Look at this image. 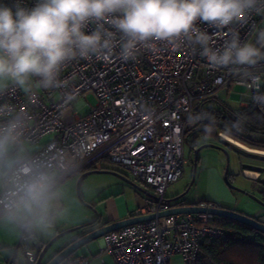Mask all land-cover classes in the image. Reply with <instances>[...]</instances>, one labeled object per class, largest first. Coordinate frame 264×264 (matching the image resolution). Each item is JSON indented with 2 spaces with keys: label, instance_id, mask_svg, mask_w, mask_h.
<instances>
[{
  "label": "built area",
  "instance_id": "2783aa9c",
  "mask_svg": "<svg viewBox=\"0 0 264 264\" xmlns=\"http://www.w3.org/2000/svg\"><path fill=\"white\" fill-rule=\"evenodd\" d=\"M35 2L22 0V6L30 9ZM262 22L264 16L253 14L247 23L235 25L241 42L254 41L253 25L260 26ZM197 26L213 35L215 47L223 45V33H216L217 29L207 22L197 21ZM154 44L155 50L141 48L134 60H122L118 48L109 60L78 58L60 73V79L69 81L68 88L33 87L30 93L16 90L0 98V104H12L28 117L18 149L24 144L37 148L22 161L43 165L63 177L106 160L126 170L134 182L151 186L149 201L132 216L155 217L102 235L104 250L116 264H169L175 255H180L184 264H195L200 244L206 239L224 238L225 231L212 224L215 218L211 214L160 217L158 213L172 206L165 191L183 173L185 132L196 124L189 118L199 114L202 102L222 101L236 85L244 84L231 68L209 67L198 46L184 41ZM260 68H264V62ZM64 92H74L76 98L66 102ZM88 94L95 96L96 104L80 115L78 110L88 104ZM251 96L245 87L241 107L253 102ZM47 135L50 137L41 143ZM219 136L221 142L234 146L228 136ZM18 179L9 170L0 173V215L6 213L5 204ZM20 230L17 247L26 251L27 262L33 264L43 243L22 227ZM65 260L64 264L86 262L81 256Z\"/></svg>",
  "mask_w": 264,
  "mask_h": 264
},
{
  "label": "clouds",
  "instance_id": "9594fccd",
  "mask_svg": "<svg viewBox=\"0 0 264 264\" xmlns=\"http://www.w3.org/2000/svg\"><path fill=\"white\" fill-rule=\"evenodd\" d=\"M253 14L264 16V0H36L30 9L16 0L12 7L0 5V98L16 90L30 93L33 87L68 88L69 81L60 79V73L78 58L109 60L118 48L119 57L128 61L136 59L141 48L155 50L156 41H184L199 47L209 67L231 68L252 92L253 103L264 108V22L253 25L254 41L241 42L234 27ZM197 21L223 33V45L215 47L213 35ZM62 96L69 103L76 98L74 92ZM27 119L14 105L0 104V168L19 177L5 212L32 235L53 227L60 192L51 170L17 156ZM189 120H208L204 132L212 133L214 118L209 114ZM232 129L243 130L239 117ZM10 254L25 264L26 251Z\"/></svg>",
  "mask_w": 264,
  "mask_h": 264
},
{
  "label": "rangeland",
  "instance_id": "374dc122",
  "mask_svg": "<svg viewBox=\"0 0 264 264\" xmlns=\"http://www.w3.org/2000/svg\"><path fill=\"white\" fill-rule=\"evenodd\" d=\"M243 92H245V87L236 85L228 95L223 96L222 102L228 104L231 108L236 109L241 103V93ZM86 100L88 104L78 110L80 115L87 114L90 109V105L93 106L96 104V98L92 94H88L86 96ZM189 130L190 133L188 134V139L185 140L183 146V173L177 181L173 182L167 187L165 192L166 195L169 196L167 202H175L170 199L182 193L189 186L193 178L190 189L182 199L193 201V199H210V197H229L228 195H225V188H227L230 189L233 194L232 206H227L226 203L221 201L216 202L218 205L223 207H232L240 213L258 218L260 221L264 222V217L255 216L258 211H264V206L261 205V202H264V184L260 183V178H264V171L259 173L257 180L247 177L243 172V168H245L244 166L246 165L245 163H249L248 165L256 164L255 166L264 167V158L247 155L237 149L235 145L232 146L225 144L219 139L210 141L209 139L204 140L203 138H198L196 140V147H199V149L197 151V161L194 173V149H192L191 144L194 141V136H198V132H196L197 129L195 128H189ZM49 137L50 135H47L43 138ZM210 143L216 146H204V144ZM97 165H104L114 168L131 179L126 170L120 169L115 164H112L106 160L97 162ZM212 168H215V171H218L217 173L219 177L214 175ZM225 173L227 174L229 182L233 186L244 190V192L235 189L232 190L224 180ZM79 176L80 174L78 172L72 174V184L75 195L78 201L89 209L91 206H89V204L83 199V195L86 194V191L88 193L94 194L100 189V187L108 185L113 187L115 191H118L119 197H122L123 201L130 202L132 200L133 188L113 174L91 173L83 177L78 184ZM135 183L140 185L146 192L151 193L150 185L143 186L140 183ZM78 192L80 198L78 197ZM169 264H184V262L180 255H175L170 259Z\"/></svg>",
  "mask_w": 264,
  "mask_h": 264
},
{
  "label": "crops",
  "instance_id": "0c3cea01",
  "mask_svg": "<svg viewBox=\"0 0 264 264\" xmlns=\"http://www.w3.org/2000/svg\"><path fill=\"white\" fill-rule=\"evenodd\" d=\"M241 107V104L239 105ZM45 137V136H44ZM48 138H43L41 143L46 142ZM37 148L34 144H24L23 147L17 149V156L20 159L25 158L29 153L33 152ZM245 153L244 151L240 150ZM246 154V153H245ZM249 164V163H245ZM252 164V163H250ZM97 167V163H95ZM256 165V164H253ZM102 166V165H100ZM264 168V167H260ZM214 175L218 176V171L212 168ZM6 169L0 168V173L5 172ZM254 171V170H251ZM78 172L81 174L80 170H73L61 177L56 173L58 178V191L60 192V198L56 204L54 211V224L51 229L46 232H36L32 234L43 244L53 238L59 232L67 230L69 228L81 225L93 219L94 211L86 206L82 205L74 191L72 174ZM70 177V178H69ZM69 178V179H68ZM2 182L0 181V192L2 190ZM132 187V186H131ZM133 188L132 200L130 202L123 201L122 197H119L118 191H115L111 186L100 187V189L94 193H88L83 195V199L93 207L100 214V221L96 224L97 226L103 224L104 222L117 221L131 217L133 212L139 207L144 205L149 201L150 197L147 193L140 192ZM117 192V193H116ZM166 192V191H165ZM225 195L229 197H210V199H193L187 200L183 199L181 202L184 203H201L208 202L217 204L216 202H224L227 206H232V192L230 189L225 188ZM231 196V197H230ZM78 197L80 198L79 192ZM165 198L168 200L169 196L165 193ZM218 205V204H217ZM231 210H235L232 207H226ZM102 216V217H101ZM255 216L264 217V211H258ZM21 221H14L8 218L7 214L4 213L0 215V264H19V260L14 258L10 253L20 252V248L17 247L20 233H21ZM78 231L66 234L59 239H57L51 246L50 250L53 252L57 248L64 245L66 242L70 241L76 236ZM70 257H83L85 258V264H116L113 257L104 250V242L102 236L90 241L88 244L80 247L74 253L69 255ZM66 260L62 261L64 264ZM25 264H29L25 258ZM72 264H81L74 261Z\"/></svg>",
  "mask_w": 264,
  "mask_h": 264
},
{
  "label": "trees",
  "instance_id": "16d2710c",
  "mask_svg": "<svg viewBox=\"0 0 264 264\" xmlns=\"http://www.w3.org/2000/svg\"><path fill=\"white\" fill-rule=\"evenodd\" d=\"M0 5L12 7L13 3L12 0H0ZM13 11H15L14 8ZM261 91H264V88ZM204 113L214 118L213 131L211 134L204 132V126L209 123L208 120L191 126L190 129L195 128L198 132V136H194V141L191 144L192 149L197 146L198 138L210 141L220 140L219 133H222L228 136L229 142L239 147L264 152V108L252 102L246 107L234 109L222 101L211 100L201 103L199 114ZM238 117L243 122V130L239 132L232 129V122ZM189 133L188 129L185 132V140L188 139ZM96 168L116 170L104 165L97 167L93 163L80 169V172ZM260 183L264 184V178H260ZM182 200L179 199L170 204H176ZM214 218L212 224L222 228L225 231V236L218 240H204L199 246L195 264H264V233L237 220Z\"/></svg>",
  "mask_w": 264,
  "mask_h": 264
},
{
  "label": "water",
  "instance_id": "95a60500",
  "mask_svg": "<svg viewBox=\"0 0 264 264\" xmlns=\"http://www.w3.org/2000/svg\"><path fill=\"white\" fill-rule=\"evenodd\" d=\"M262 50H264V49H262ZM204 146H216V145L210 143V144H204ZM236 147H237V149L244 151L247 155L256 156L258 158H264V154L251 152V151L245 150L239 146H236ZM198 149H199V147L194 148V158H193V171H194V173H195ZM247 170L248 169L243 168V172L247 177L252 178L254 180L258 178V176L255 178L248 176L246 174ZM261 171H264V168H261L260 170H256V171L254 170V172H256L258 175ZM91 173H110V174H113V175L117 176L118 178H120L121 180H123L124 182H126L127 184H129L130 186L134 187L136 190L143 192V193H147L140 185L136 184L133 180L129 179L127 176H125L120 171L113 170V169H106V168H96V169L84 171L83 173L80 174V176L78 178V184H79V181L83 177H85L86 175L91 174ZM224 180H225L226 184L232 190L235 189V190L244 192V190L233 186L229 182L226 173L224 174ZM192 182H193V178H192V181L189 184V186L182 193L176 195L175 197H173L170 200L176 201V200L182 199L183 196L190 189ZM245 193L248 194L247 192H245ZM147 194L149 196H152V194L149 192ZM261 205L264 206V202H261ZM91 208L94 211L93 219H91L90 221H88L86 223H83L81 225L69 228L67 230H64V231L56 234L53 238H51L49 241H47L46 243H44L42 245V249H41L36 261L33 264H61L62 261H64L69 255L74 253L77 249L88 244L90 241L101 237L103 234L110 232V231H114L116 229H119V228L126 226V225H129V224H134V223L155 217V214L131 216V217H128L125 219L117 220V221L104 222L103 224L97 226L95 224H97L100 221V219H101L100 214L93 207H91ZM178 213H194V214L207 213V214L213 215L214 217L230 218V219L242 222L244 224H247V225L259 230L260 232L264 233V222L260 221L258 218L251 217V216L245 215L243 213H240L236 210H231V209L219 206L217 204L208 203V202H201V203L179 202L176 204H172L171 207H169L163 211H160L158 213V216L161 217V216H166V215H170V214H178ZM74 231H78V233L76 234V236L74 238H72L70 241L66 242L64 245H62L61 247H59L56 250H54L53 252H51L50 248H51L52 244L57 239H59L60 237L66 235V234L72 233Z\"/></svg>",
  "mask_w": 264,
  "mask_h": 264
},
{
  "label": "bare ground",
  "instance_id": "6f19581e",
  "mask_svg": "<svg viewBox=\"0 0 264 264\" xmlns=\"http://www.w3.org/2000/svg\"><path fill=\"white\" fill-rule=\"evenodd\" d=\"M237 146V145H236ZM242 148V147H241ZM243 149H245V150H248V151H251V152H256V153H261V154H264V152H260V151H256V150H254V149H246V148H243ZM246 169H248L247 171H246V174L248 175V176H250V177H253V178H255V177H257L258 176V174L256 173V172H254V171H251V170H260L261 168H260V166H255V165H245L244 166Z\"/></svg>",
  "mask_w": 264,
  "mask_h": 264
}]
</instances>
